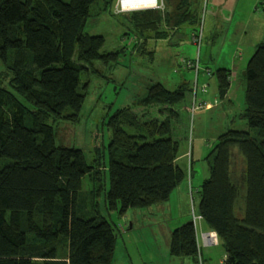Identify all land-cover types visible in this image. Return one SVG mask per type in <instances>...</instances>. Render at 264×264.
Segmentation results:
<instances>
[{"label":"trees","instance_id":"obj_1","mask_svg":"<svg viewBox=\"0 0 264 264\" xmlns=\"http://www.w3.org/2000/svg\"><path fill=\"white\" fill-rule=\"evenodd\" d=\"M98 1L0 0V61L12 73L14 88L0 86V264H114L119 233L101 215L102 195L106 208L123 217L129 209L166 202L175 187L180 141L173 137L170 119L160 122L128 106L117 109L110 117L108 144L104 151L96 148L100 167L95 171L81 150L57 144L49 120L81 118L86 99L82 73L95 60L115 64L125 52L124 46L106 51L104 35L85 31ZM115 1L100 2L108 10ZM141 12L130 17L141 32L168 38L159 26L162 13ZM169 14L174 29L196 18L189 0H178ZM133 32L142 44L137 30ZM215 74L224 96L230 70L219 68ZM244 77V116L250 129H231L218 137L199 205V214L225 249L224 264H264V42ZM185 97L184 88L169 90L156 82L142 102L178 103ZM170 111L180 115L174 108ZM129 117L137 133L125 129ZM17 126L29 131L42 160L19 136ZM66 207L68 236L61 233ZM31 213L52 214V230L41 231L39 221L41 229L32 237L27 223ZM169 252L199 263L194 221L171 232Z\"/></svg>","mask_w":264,"mask_h":264},{"label":"rangeland","instance_id":"obj_2","mask_svg":"<svg viewBox=\"0 0 264 264\" xmlns=\"http://www.w3.org/2000/svg\"><path fill=\"white\" fill-rule=\"evenodd\" d=\"M100 1L91 7L85 31L91 34L104 35L106 39L104 49L106 51L124 46L125 52L121 54L115 64L107 66L102 60H95L91 70L82 73V91H85L86 99L81 111V118L70 120L51 118L49 120V124H52L56 131L57 144L76 146L84 153L87 161L93 165L92 171H95L100 167L97 164L99 158L96 148L104 151V144L107 145L110 140V117L115 114L117 109L125 107V105H128L138 115L156 116L155 118L160 122L172 120V134L174 138L180 141V144L183 146L190 144L192 147L194 143L196 150L203 143L210 146L208 153H211L215 148L220 133L231 128L250 129L247 118L244 116L247 101L245 96L241 95L243 91L238 93V97L236 95L234 97L237 100V106L228 108L227 111L230 114L228 119L223 114H219L218 111L212 112V110H203L202 113L197 110L193 114L191 107L195 87H197L196 99L198 101L208 93H215V83H217L215 72L224 65L231 68L233 57L238 59V56H242L240 50L235 52L238 46L245 49L243 56L247 58L248 53H250L249 46L255 44L264 34V27L260 21V15H264V0H253L251 6L253 11L251 10L252 14L250 15L247 11L248 4L245 3L246 0H238L237 5L239 4V6L237 7L236 1L230 0L224 12L225 16H228L230 9L237 10V17L232 24L230 23L231 16H228L226 20L220 17L221 0H189L190 5L196 11L195 21L182 23L176 27L177 29L173 28L170 19L167 18L171 16L169 13L175 11L178 0H159L158 7L149 9L162 13L164 16V20L159 26L161 30L169 33V38L165 39L156 38V32L151 30L141 32L135 23L131 21V14L136 11L143 12L142 9L122 10L120 0H116L113 7L105 10ZM256 6L260 10H255ZM240 14L244 16L242 24H238L242 20ZM135 30L143 40L142 44V41L140 42L139 48L134 44L136 43V35L133 32ZM130 31L132 33H128ZM201 31L203 34L202 40L200 44H197L192 39V33H200ZM135 48L136 50H134ZM190 61L194 63L199 61L197 63L199 64V75L196 67L190 66ZM209 68L214 75L211 74V76L207 73ZM245 70L243 69L240 73L244 85H246V79L243 75ZM201 75L206 77L205 81H203ZM11 76L10 70L5 69L0 61V86L14 90L11 84ZM235 77L236 75L233 76L234 79ZM208 78L210 84L206 92L203 91L202 93V82L208 84ZM197 79L199 80L198 86H196ZM158 81L163 82L169 89H176L177 86L178 88H184L186 92L185 99L178 103L143 104L142 101L147 97L149 87ZM235 85L237 84L235 83ZM217 92L211 94V96L214 97L217 94L219 98ZM23 101L29 108H32V105L26 99L23 98ZM240 102L243 105H240ZM170 107L178 111L180 115L178 117L174 116L173 112L170 111ZM220 115L223 116V120L219 118ZM221 121L225 126L224 129H220L222 126ZM124 125L125 129L131 133H137V125L132 123V118L129 117ZM17 130L31 152L35 156H40L29 131L20 128V126H17ZM105 157L108 161L107 150H105ZM211 162L212 157L202 160V164L194 160L192 166L194 175H197L203 181L208 178ZM204 163L205 167L202 168ZM190 166L188 164L184 170L186 179L189 178V174L191 175ZM101 170L105 171V168L103 167ZM105 172L108 177V172ZM52 177L55 179V176ZM201 198V191L198 194L196 193L193 198L190 193L185 195L181 188L172 189L168 202L163 203V210L156 221L151 220V218L144 219L142 216L135 219V212L140 213L142 210L140 208L130 209L125 216L120 217L116 212H111L106 208L104 195H102V203L100 202L101 215L115 226L117 228L116 232L119 233L114 264H197L191 257L171 255L169 253V242L171 232L189 221L194 220L196 222L199 232H202L203 229L208 230L204 221L199 224V220H197L198 222L195 220L199 213ZM69 220L70 208L66 207L61 228V233L65 236L69 234ZM39 221L43 223L42 229L39 226ZM27 223L29 224L30 235L34 237L40 229L41 231L52 230L53 215L47 213L43 217L31 213ZM131 223L134 226H131ZM223 251L222 246H216L212 249L203 248L204 264H220L224 258Z\"/></svg>","mask_w":264,"mask_h":264},{"label":"crops","instance_id":"obj_3","mask_svg":"<svg viewBox=\"0 0 264 264\" xmlns=\"http://www.w3.org/2000/svg\"><path fill=\"white\" fill-rule=\"evenodd\" d=\"M234 1H236V7L237 6H239V4L237 5V2H238V0H234ZM240 1H242V0H240ZM229 2H230V0H221V10H220V17H222V18H224L225 20L227 19V17L228 16H231V24L234 22V20H235V18L237 17V10L235 11L233 8L232 9H230V11H229V14H228V16H225V12H224V9L228 6V4H229ZM252 2H253V0H250L249 1V3H248V0H246V4H248L247 5V11H248V14L250 15V14H252V12H251V10H252V8H251V6H252ZM234 8H235V6H234ZM255 10H260V8L258 7V6H256V8H255ZM253 11V10H252ZM240 16H241V21L240 22H238V24H242L243 23V21H244V16L243 15H241L240 14ZM260 17H261V19H260V21H261V23L263 24V27H264V15L263 14H261L260 15ZM175 34V33H174ZM136 35V34H135ZM244 37H246V36H244ZM169 38V37H168ZM135 41H136V43L138 44V43H140L141 42V40H139L138 38H137V35H136V37H135ZM264 40V34L261 36V38L255 43V44H251L250 46H249V49H250V53H248V56H247V58H245L244 56H243V53H245V49H243V47L242 46H238L235 50V52H237V51H241V53H242V56L240 55V56H238V59L237 58H235V57H233V62H232V66H230L231 68H228V66H226V65H224V67H222V68H225V69H229L230 70V77H229V80H230V87H229V89H228V91H227V93L224 95V96H220V91H219V85H218V80H217V83H215V93L217 92V93H219V98L217 97L218 95L216 94V96H214V97H212L211 96V94H215V93H211V94H207V95H205L203 98H201V100H199V102L200 101H202V100H208V99H210V98H214V99H217L218 98V101H219V103H218V105H216L215 107H213V108H206V109H202V110H199V111H201V113L202 112H204L205 110H212V112H219V114H223V116L226 118V119H228L229 117H230V114H228V108H235L237 105V100L234 98L235 97V95L238 97V93L240 92V91H243V92H241V95H243V96H245V100L247 101V99H246V93H247V87H246V85H244V81H242V79L240 78V73H242V71H243V69H246V67H247V64H248V62H249V60H250V58L252 57V55H253V53H254V51H255V49H257V46L260 44V43H262V41ZM181 41V40H180ZM135 44V43H134ZM137 47L139 48V44L137 45ZM134 50H136V48L134 49ZM133 50V51H134ZM153 52V51H152ZM234 52V53H235ZM155 54V53H154ZM154 54H153V57H154ZM238 63V64H237ZM208 68V67H207ZM203 69H205V68H203ZM202 69V70H203ZM211 70V69H210ZM212 71V70H211ZM205 72V71H204ZM200 74V73H199ZM212 74L214 75V73H213V71H212ZM234 75H236V77H235V79L233 78V76ZM244 75V74H243ZM202 76V75H201ZM212 76V75H211ZM245 76V75H244ZM199 78V77H198ZM202 78H203V81H205L206 80V77L205 76H202ZM197 81H199L198 79H197ZM158 82H160V81H158ZM161 83H163V82H161ZM235 83L237 84V85H235ZM164 84V83H163ZM209 84H210V81H209V78H208V86H209ZM199 85V84H198ZM205 85V83H203L202 82V87ZM165 86V85H164ZM208 86H207V88H208ZM166 87V86H165ZM202 87H201V91H202ZM167 88V87H166ZM177 88H178V86H177ZM176 88V89H177ZM167 89H169V88H167ZM175 88L174 89H169V90H176ZM236 89V90H235ZM202 93H203V91H202ZM205 93V92H204ZM235 93V94H234ZM242 97V96H241ZM198 99H200V98H198ZM237 99H239V98H237ZM190 101H191V99H190ZM190 103H192V102H190ZM240 105H243L241 102L239 103ZM125 106H128V105H125ZM188 107H189V105H188ZM246 107H247V104H246ZM246 109V108H245ZM204 110V111H203ZM201 113H199V114H201ZM223 116L222 115H220V119L221 120H223ZM154 117H156V116H154ZM235 120H236V118H235ZM222 122V126H221V128L220 129H224V125H223V121H221ZM21 128V127H20ZM23 129V128H22ZM231 129H235V128H231ZM231 129H228V130H231ZM228 130H226V131H228ZM239 130V129H238ZM241 130H248V129H241ZM218 131V130H217ZM226 131H224V132H226ZM17 132H18V130H17ZM224 132H222V133H224ZM222 133H220L219 135H218V137L222 134ZM21 137V136H20ZM22 138V137H21ZM218 139V138H217ZM25 141V140H24ZM77 148V147H76ZM209 149H210V146L208 145H205V144H203L202 143V145L198 148V149H196L195 150V148H194V143L192 144V147H191V145L189 144V145H182V144H180V152H179V156L177 157V159L175 160V169H176V179H175V187L173 188V189H178V188H181V190L182 191H184L185 192V195H187L188 193H190L191 195H193V198H194V195L197 193H199L200 191H201V187H202V184H203V180L201 179V178H198L197 177V175H194V173H193V170H192V166H193V161L194 160H196L197 162H201V164H202V160H205V159H208L209 158V155H210V153H208L209 152ZM196 151V152H195ZM208 153V154H207ZM39 154V153H38ZM207 154V155H206ZM40 155V154H39ZM39 159H43V157L40 155V156H37ZM189 164V166L191 167V175L189 174V178L188 179H186V175L184 174V170L186 169V167H187V165ZM205 167V163H204V165H203V167L202 168H204ZM179 171H180V174H179ZM52 176H54V175H52V174H50L49 175V178H52V179H54ZM203 181V182H202ZM201 194H202V191H201ZM198 198V197H197ZM195 200H196V197H195ZM166 202H168V201H166ZM166 202H164V203H166ZM164 204L163 203H161V204H156V205H153V206H151V207H149V208H144V209H142L141 211H140V213L138 212V211H136L135 212V214H136V217H135V219H138L139 217H144V219H150L151 218V220H156L157 221V217L158 216H160L161 215V212H162V210H163V206ZM200 205V204H199ZM129 211H130V209H129ZM128 211V212H129ZM127 212V213H128ZM126 213V214H127ZM197 215H200L199 213L197 214ZM201 221L203 222L204 221V219L203 218H199V224H201ZM198 222V221H197ZM205 222V221H204ZM206 223V222H205ZM207 225V224H206ZM131 226H132V223H131ZM207 227H208V225H207ZM196 228H197V224H196ZM212 231L213 230H211L209 227H208V230H202V232H199L198 231V228H197V238H198V245H199V248H200V251H201V256H202V249L204 248V249H212V248H214V247H216V246H222V244L220 243V240H219V243L218 244H210V243H208L207 242V237H205V236H207V235H211V233H212ZM67 236V235H66ZM218 239H219V237H218ZM223 247V246H222ZM224 248V247H223ZM224 258L221 260V263L220 264H224V260H225V257H226V253H225V249H224ZM170 253V252H169ZM210 254H211V252H210ZM202 258H203V256H202ZM203 264H204V260H203Z\"/></svg>","mask_w":264,"mask_h":264},{"label":"bare ground","instance_id":"obj_4","mask_svg":"<svg viewBox=\"0 0 264 264\" xmlns=\"http://www.w3.org/2000/svg\"><path fill=\"white\" fill-rule=\"evenodd\" d=\"M120 4H121V8H122V10H125V11H127V10H146V9H149V8H156V7H158L159 6V0H120ZM194 34H198V35H200L201 34V40H202V36H203V34H202V31L200 32V33H196V32H193ZM193 33H192V35H193ZM193 39V38H192ZM201 40L199 41V42H196V41H194L195 43H197V44H200V42H201ZM199 62V61H198ZM246 71V70H245ZM207 72V71H206ZM208 73V72H207ZM197 74L199 75V72H197ZM208 74H212V71L210 70V68H209V73ZM196 85L198 86V81H196ZM207 86H208V84H207ZM208 89V88H207ZM196 91V92H195ZM203 91V90H202ZM196 94H197V88H196V90L194 89V94H193V103H192V107H191V111H192V108H193V104H194V96H195V98H196ZM210 99H214V98H210ZM197 100V99H196ZM198 101V100H197ZM199 102V101H198ZM218 103H219V101H218ZM218 103H217V105H218ZM216 106V105H215ZM214 106V107H215ZM213 108V107H212ZM210 109V108H209ZM200 110H202V109H200ZM193 112V111H192ZM194 114V113H193ZM152 118V117H151ZM153 118H154V116H153ZM65 146H67L66 144H65ZM68 147H72V148H76V146H74V145H72V146H68ZM164 203V202H163ZM199 218H202V216L201 215H198V216H196V221L197 220H199ZM194 221V220H193ZM194 223H195V225H196V222L194 221ZM213 235H216V237H217V243L216 244H218L219 243V239H218V235H217V233L215 232V231H212V233H211V235L209 234V235H207V236H205V237H209V236H213ZM211 244V243H210ZM199 263L198 264H203V258H202V256H201V251H200V248H199Z\"/></svg>","mask_w":264,"mask_h":264},{"label":"built area","instance_id":"obj_5","mask_svg":"<svg viewBox=\"0 0 264 264\" xmlns=\"http://www.w3.org/2000/svg\"><path fill=\"white\" fill-rule=\"evenodd\" d=\"M192 38L194 41L196 42H199L201 40V34L198 35V34H194L192 35ZM191 62V61H190ZM199 63L198 61L196 63L194 62H191L190 66L191 67H196V70L198 72L199 70ZM197 64V66H196ZM209 73V72H208ZM197 86V85H196ZM197 87H195V90H196ZM202 90L204 92H206L207 90V84H205L203 87H202ZM196 92V91H195ZM218 103V100L217 99H208V100H202L200 102H198L194 96V104H193V108H192V111L193 113L196 112L197 110H200V109H206V108H212L214 107L215 105H217ZM207 242L208 243H211V244H216L218 241H217V237L216 235H213V236H209L207 237Z\"/></svg>","mask_w":264,"mask_h":264},{"label":"water","instance_id":"obj_6","mask_svg":"<svg viewBox=\"0 0 264 264\" xmlns=\"http://www.w3.org/2000/svg\"><path fill=\"white\" fill-rule=\"evenodd\" d=\"M244 75H246V71H244V73H243Z\"/></svg>","mask_w":264,"mask_h":264}]
</instances>
